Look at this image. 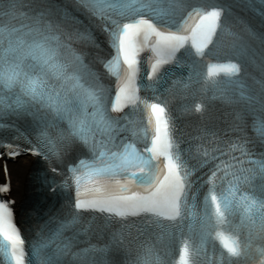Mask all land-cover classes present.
<instances>
[{
    "label": "clouds",
    "instance_id": "1",
    "mask_svg": "<svg viewBox=\"0 0 264 264\" xmlns=\"http://www.w3.org/2000/svg\"><path fill=\"white\" fill-rule=\"evenodd\" d=\"M8 0H0V16L3 17L4 23L11 20L8 10ZM147 9L156 11L150 3L144 0H88L87 10L91 17H96L102 24L104 19H112L113 14L119 16L128 12ZM238 27L233 32L237 39H244V29L247 27L246 22L241 18L237 21ZM27 36L21 34L17 37H11L10 31L5 35H0V61L15 58L23 61L29 55L30 48L38 42L44 48L48 55L37 73L30 74L22 72V79L13 82L0 79V98L7 99V93L15 88V97L28 105H34L36 115L31 112H25L24 115L29 120L34 121L31 134L35 142L39 145L42 153L48 143V129L53 123L63 121L65 124L64 132L70 139L82 140L78 133L76 122L82 119L83 108L91 105V115L95 117L96 123L99 124L98 131L107 133L112 129L120 127L118 117L112 115L117 109L113 107V102L109 100L108 89L104 82L103 74L97 69L108 71V61L103 57H93L88 50V43L91 42V29L88 24H82L79 30L69 33L64 30L58 23L44 20L43 24L26 30ZM15 39L19 43L13 46L11 40ZM83 40V47H74L70 41L80 42ZM95 60V62H93ZM235 71L241 72L239 64L233 62ZM245 74L247 72L245 71ZM38 75L46 85V91L35 93L27 88L24 80H31ZM255 79V78H254ZM259 89L256 95L260 102L264 103V82H259ZM58 98L59 102L54 103L53 98ZM220 103L228 106L236 113L238 119H242V109L237 105H242L243 101L239 96L229 93L227 86L224 87L222 94L217 97ZM197 111L204 108L202 103L197 104ZM211 160L209 156L207 160H197V163L207 164ZM216 170L210 171L208 179L224 180L225 176H218L219 166H213ZM244 173L248 170H240ZM233 180L239 179L233 176ZM249 177L244 175V181L247 182ZM99 210V205L89 206ZM86 209L76 205L70 209V216L66 220H61V225H72L80 221V210ZM264 228V225H262ZM66 245L71 244L67 238ZM47 233L44 231V224L37 229L36 238L33 243L37 250L42 249L43 245L49 243ZM48 254H45V257ZM63 253L59 250L51 252V264H60ZM75 256V253H73ZM264 264V260L260 262Z\"/></svg>",
    "mask_w": 264,
    "mask_h": 264
},
{
    "label": "snow or ice",
    "instance_id": "2",
    "mask_svg": "<svg viewBox=\"0 0 264 264\" xmlns=\"http://www.w3.org/2000/svg\"><path fill=\"white\" fill-rule=\"evenodd\" d=\"M87 6L88 0H65L64 3H60L59 0H35V3L30 5V10L33 11L38 17L43 16L47 17L48 19L61 22L64 20H69L77 25H82L84 24L85 20H87L89 24H93V26H95L93 20L91 19L92 17L87 10ZM248 6L251 7L254 12L259 14L262 19H264V5H261V7L257 8L250 3ZM8 10L11 12L14 10V8L10 7ZM216 16L217 13L215 9L209 10L208 12L202 14L201 20L203 21L205 37L210 34L208 29L214 23ZM109 24L111 25V28H109ZM149 24L150 21L142 16H137L133 19H124L122 21L104 19L101 27L106 33H109V39H111V34L118 30L120 57L125 61V63H131L132 45L129 43L126 46V41H130L132 33H134L136 30L140 29L144 25ZM161 35L171 34L164 33ZM260 35L264 36V33H261ZM221 69L225 71H233L235 70V65L209 64L208 73L211 75L212 73ZM119 91V88L115 89L114 94L117 97L119 95ZM118 106V103L114 101L113 107L117 108ZM151 108L153 110V115L156 117L159 116V113L163 112L162 106L158 104L151 105ZM25 112H31L33 115H36L35 106L28 105L15 96H10L6 100L4 98H0V119L7 120L8 123L6 126L15 128L18 135H23V133L20 132V128L16 127V123L18 120H23L24 123L21 125V127L24 128L25 132L32 136L31 129L34 121L29 120L28 117L24 115ZM159 134L160 121L157 119V135L153 137L154 145L159 138ZM24 138L27 139V137ZM33 140H29V143L33 144L31 151L34 153L38 152L43 155L39 145L36 142L33 143ZM109 159L110 163L102 165L100 168L95 169V171L111 170L113 172H119L122 168L126 169L132 165L142 162L139 154L134 152H122L119 154L113 153ZM165 167L166 169H170L174 168V165L171 163V161H166ZM168 177L169 172L166 171L165 177L162 179L166 180ZM8 188L9 185L7 182L0 184V193H7ZM79 191L80 190L77 191V197L79 196ZM11 203V197H8L7 200L0 199V241L4 242V246L2 249H0V251H2L6 261L10 262V264H26L24 238L20 234V229L16 224L13 223L12 209L10 207ZM74 205L83 208L95 206V204H92L91 201L82 200L79 198L75 199ZM221 239L224 241L225 246L230 252L235 253L238 251V246L228 237L221 236ZM82 259L86 261L87 256L82 257ZM180 264H187L186 256L183 254L180 258Z\"/></svg>",
    "mask_w": 264,
    "mask_h": 264
},
{
    "label": "bare ground",
    "instance_id": "3",
    "mask_svg": "<svg viewBox=\"0 0 264 264\" xmlns=\"http://www.w3.org/2000/svg\"><path fill=\"white\" fill-rule=\"evenodd\" d=\"M28 161V158H16L8 165V173L12 182L11 192L15 196L21 194Z\"/></svg>",
    "mask_w": 264,
    "mask_h": 264
}]
</instances>
